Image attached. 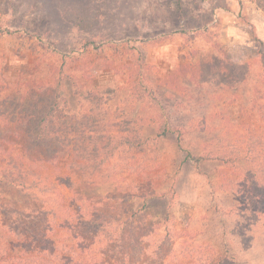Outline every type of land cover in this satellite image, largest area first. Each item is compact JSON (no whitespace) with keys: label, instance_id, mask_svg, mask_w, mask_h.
<instances>
[{"label":"rangeland","instance_id":"rangeland-1","mask_svg":"<svg viewBox=\"0 0 264 264\" xmlns=\"http://www.w3.org/2000/svg\"><path fill=\"white\" fill-rule=\"evenodd\" d=\"M0 30V247L264 264V0H0ZM62 113L96 122L77 156L27 154V116Z\"/></svg>","mask_w":264,"mask_h":264},{"label":"trees","instance_id":"trees-1","mask_svg":"<svg viewBox=\"0 0 264 264\" xmlns=\"http://www.w3.org/2000/svg\"><path fill=\"white\" fill-rule=\"evenodd\" d=\"M177 10L182 13L180 1L177 3ZM3 33L8 32L7 30H0V35ZM84 47L97 49L99 46L94 45V42H86ZM26 119L29 120L30 125H33L32 132L27 135V154L38 156L45 163L51 165L60 164L67 156H71V159L75 155L77 156L78 150L75 149V139H82L81 142L85 143L84 132L97 127L96 122L89 117H83L76 121L73 116L63 113L59 117L48 114L38 117L29 114ZM90 149V147L85 146L80 151L81 155L88 159L92 150ZM8 181L10 182L6 184H14L11 183V180L8 179ZM90 216L92 218V215ZM83 219L79 221V227H81L79 229L85 228L86 233H92L96 236L108 237L110 235L111 228L109 224ZM149 234L147 233L144 237ZM71 235V240L66 238L63 242L57 244L52 238H46L40 246L37 245V240L34 239L32 241L25 240L21 249L14 247L13 250H10L9 248L3 249V247H0V264H137L135 258L132 257L129 263L130 257L120 259V250L124 249H121L120 246H111L103 240L93 244L75 232ZM127 236L133 241V247H138L135 243L136 238L140 236L139 239H141L143 237L141 232L136 234L132 228H129ZM111 240L117 243L120 238ZM122 241L121 239V243ZM123 246L126 247L124 243H122ZM110 255H115L118 260ZM110 260L112 261L110 262Z\"/></svg>","mask_w":264,"mask_h":264}]
</instances>
